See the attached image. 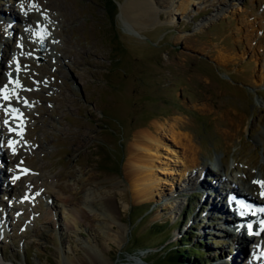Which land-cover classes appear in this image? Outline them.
Listing matches in <instances>:
<instances>
[{
	"label": "rangeland",
	"instance_id": "374dc122",
	"mask_svg": "<svg viewBox=\"0 0 264 264\" xmlns=\"http://www.w3.org/2000/svg\"><path fill=\"white\" fill-rule=\"evenodd\" d=\"M68 1L73 18L60 17L64 33L52 40L43 25L50 16L38 1L32 5L43 9L38 15L45 22L33 19L26 25L21 0H0V164L6 165L0 167V264H60L62 257L76 264H134L133 254L147 264H173L165 257L189 224L184 220L191 215L183 216L196 189L202 192L196 203L207 205L205 216L194 214L202 225L191 229L193 242L198 247L209 242L222 257L215 264H243L247 243L232 246L230 234L221 230L225 220L217 224L208 217L227 213L229 195L216 198L215 192L228 178L220 177L216 186L208 182L207 170L217 159L233 182L240 175L253 176L263 187L264 82L259 81L264 77V0H240L239 9L234 6L203 29L197 24L211 18L222 0L173 23L161 11V23L146 20L136 27L141 35L128 31L120 16L126 0H114V8L105 0ZM165 1L157 0L161 10ZM42 36L48 42L36 40ZM45 56L52 66L43 71L39 66ZM9 97L17 99L4 100L12 105L2 107L1 100ZM165 117L180 118L205 165L194 187L175 194L184 205L173 215L164 201L133 203L123 169L133 130ZM84 130L89 135L79 136ZM21 159L29 167L26 176L11 164ZM237 165L240 169L231 176ZM16 174L23 176L18 185ZM79 178H90L97 198L116 201L122 225L116 222L114 229L122 239H101L97 225L106 217H94L83 204L70 201L65 187L79 195ZM242 186L246 189L248 181ZM231 190L242 192L238 185ZM247 192L260 193L258 185ZM60 204L79 208V226L61 220ZM169 237L174 243L161 250ZM86 244L98 247L95 256Z\"/></svg>",
	"mask_w": 264,
	"mask_h": 264
},
{
	"label": "bare ground",
	"instance_id": "6f19581e",
	"mask_svg": "<svg viewBox=\"0 0 264 264\" xmlns=\"http://www.w3.org/2000/svg\"><path fill=\"white\" fill-rule=\"evenodd\" d=\"M36 1H38L43 9H46L47 15L50 16V21L48 23L43 24L45 20L41 15H38L40 13L38 11L43 9L37 11L32 5V3ZM211 1L214 0H166V6L161 10L157 0H126L124 3L120 4V16L128 31L141 35L140 31L136 30V27L146 25V20H152L153 24L161 23V11L164 12L166 20L169 23H173L178 18L185 17L190 11L199 12L209 5ZM239 1L240 0H222L217 11L211 15V18H207L197 24V29H201L206 24L215 21L219 15H228L234 6L238 7ZM40 2L42 3L40 4ZM68 2V0H21V21L29 25L33 19H38L39 21L44 20L41 23L47 28L48 37L61 38L64 31L60 29L62 27H60V17H65L66 21L68 19L70 20V17L73 18V14L69 13L67 10ZM239 8L240 6L238 9ZM13 16L16 17V14ZM39 39L48 40L46 36L36 38V40ZM27 42L31 48L35 46L33 43L31 44L30 40ZM13 48V50H15V47ZM56 49H59V46H57ZM2 65H5L4 61ZM51 66V57L45 56V62L40 64L39 67L41 68L40 70L46 71L49 70ZM263 82L264 77H261L259 83L262 84ZM72 101L75 102V100ZM11 102L13 101L11 100ZM180 123V118L179 120L177 118L170 119L167 117L164 119L155 118L150 120L146 126L133 130L127 144L128 154L123 164L124 176L128 182V189L133 203H143L153 200L164 201L163 205L168 208L171 215H173L176 209H180L184 205V201L176 198L175 194L191 186L194 187V185L201 180L200 178L202 177V173H204L205 165L200 160V148L194 141L193 135L182 129ZM88 133L87 130H84L83 133H79V136L82 134L81 136L84 135L85 137ZM77 142L79 143L78 140ZM219 158L222 160L221 157ZM19 163L20 167L23 168L25 159H21ZM215 169L218 170V168ZM259 180H261V178ZM78 181L80 193L77 196V193H73L72 190H67L65 187V191L70 193V201L76 200L80 205L83 204L88 211L94 212V217H106L103 219H107V221L97 225L101 230V239H105V241H118L122 239V235L114 229V224L116 222L122 225L121 221H117L116 212L119 207L116 201L112 198L102 199L99 198L100 196L97 198L94 190L95 188L89 186L91 182L90 178H87V180L79 178ZM256 185H258V182L252 178L251 180L249 179L248 187L246 189L244 188V192L235 193L232 190L231 193L230 191L227 192L226 197L229 195L230 198L227 202L228 209L231 210V205L232 209H240L237 204H240V201L245 199V194H248L249 199L253 200L252 207L258 208L259 202L261 199H264V193L260 192L255 196L247 192V190L252 189ZM258 198H260V200ZM125 206L127 207L128 203H125ZM59 207L62 212L61 220L63 219L65 222H69L76 227L80 225L79 208L69 209L64 207V205ZM96 211H98V213ZM232 211L235 210H231V212ZM231 212L229 213L231 214ZM235 212L231 215H235ZM224 220L225 219H223V221ZM228 224V220L227 222L225 220L224 225L227 226ZM225 229L229 234L233 231L227 228ZM254 230L256 236L258 233L264 234V229L260 228L258 225H256ZM246 231L247 230L244 229L236 236V243H238L240 247L243 246L244 243H248L249 238L253 236V233H246ZM86 248L87 252L93 256H95L99 250L98 247L93 244H86ZM261 257L264 258V256ZM129 258L134 264L148 263L142 260L138 254H133ZM242 263L245 264L244 262ZM60 264L76 263L72 262L69 258L62 257L60 259ZM101 264L105 263L101 262Z\"/></svg>",
	"mask_w": 264,
	"mask_h": 264
},
{
	"label": "trees",
	"instance_id": "16d2710c",
	"mask_svg": "<svg viewBox=\"0 0 264 264\" xmlns=\"http://www.w3.org/2000/svg\"><path fill=\"white\" fill-rule=\"evenodd\" d=\"M105 2L109 3L112 8L117 6L114 0H105ZM191 235V230L184 233L177 241L176 248L169 247L171 244L168 243L166 247H169L170 252L165 258L173 261V264H203L206 257L205 249L208 245L204 243L201 247L196 246Z\"/></svg>",
	"mask_w": 264,
	"mask_h": 264
},
{
	"label": "water",
	"instance_id": "95a60500",
	"mask_svg": "<svg viewBox=\"0 0 264 264\" xmlns=\"http://www.w3.org/2000/svg\"><path fill=\"white\" fill-rule=\"evenodd\" d=\"M147 262H148V261H147ZM147 262H146V263H147Z\"/></svg>",
	"mask_w": 264,
	"mask_h": 264
}]
</instances>
